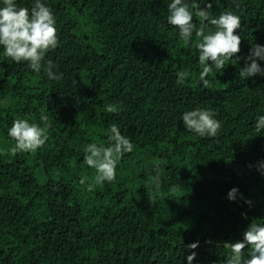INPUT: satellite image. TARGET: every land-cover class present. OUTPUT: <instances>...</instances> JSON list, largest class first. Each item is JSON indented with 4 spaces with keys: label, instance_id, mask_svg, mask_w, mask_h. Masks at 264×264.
I'll return each mask as SVG.
<instances>
[{
    "label": "trees",
    "instance_id": "obj_1",
    "mask_svg": "<svg viewBox=\"0 0 264 264\" xmlns=\"http://www.w3.org/2000/svg\"><path fill=\"white\" fill-rule=\"evenodd\" d=\"M41 2L59 40L42 65L51 61L61 79L12 61L0 46V264H188L192 252L191 264H226V243L242 241L250 223L264 225L256 168L264 145L252 139L264 115V76L239 77L252 45L264 46V0H184L197 27L195 3H211L213 17L241 18L240 60L213 68L210 88L199 78V40L193 33L184 44L167 23L171 0ZM15 3L31 10L35 0ZM197 108L215 113L217 137L183 126L182 114ZM42 115L45 145L13 155V121L43 127ZM113 124L133 151L117 162L114 181L95 185L85 149L110 146ZM233 187L244 199H227ZM14 188L24 197H11Z\"/></svg>",
    "mask_w": 264,
    "mask_h": 264
},
{
    "label": "clouds",
    "instance_id": "obj_2",
    "mask_svg": "<svg viewBox=\"0 0 264 264\" xmlns=\"http://www.w3.org/2000/svg\"><path fill=\"white\" fill-rule=\"evenodd\" d=\"M3 7H0V46L3 47L7 58L16 63L27 62L28 67L39 73L43 67L49 80L59 81L62 74L52 71L55 67L51 61L47 65H42L46 53L55 49L59 45L57 31L55 27V17L51 9L41 0H35L31 10L27 7H17L15 0H2ZM195 16L200 19L197 27L193 23V11L184 0H171L168 4L169 15L167 23L178 29L179 37L184 44H189L193 33L199 40L195 47L199 51L198 61L202 66L199 74L204 88H210L211 83L205 77L208 76L213 68L217 70L225 69L227 61L240 60L237 56L240 52V35L234 34L237 29H241L242 23L240 16L231 11H226L213 17L210 14L211 3H205L202 8L200 4H193ZM239 7V5H237ZM210 26L215 27L212 31ZM236 57L233 60V57ZM245 67L240 69L239 77L242 79L260 75L264 76V69L256 62L257 59L264 61V46L253 44L249 54L243 58ZM250 61V63H248ZM187 72H181L178 75L177 84L183 85ZM109 112L113 107L109 106ZM215 113L211 110L194 109L182 114L181 120L183 126L199 137L215 138L218 136L221 124L214 118ZM44 126L30 124L25 119H16L8 130V136L15 142L10 149L13 155L18 153H34L43 147L49 138L48 117L41 116ZM257 133L264 130V115L257 118L255 123ZM110 146L101 147L95 143L89 144L85 149L84 162L87 166L96 171L94 184L100 185L104 182H112L116 179L117 162L121 160L126 153L133 151V144L130 139L121 135L117 125L113 124L109 129ZM249 167H252L249 165ZM257 171L264 175V161L258 162ZM156 176L153 182L158 187L159 169H156ZM83 185L84 179L80 180ZM94 185L88 186V191L93 190ZM244 199L242 194L238 193L236 187L231 188L227 193V199L234 201L237 196ZM251 206L252 201L244 200ZM246 218V213H242ZM230 248L231 255L227 258L226 264H264V225L260 223H250L243 233V240L235 243H226ZM249 251L246 253L245 248ZM187 249H195L197 243L186 246ZM196 253L192 252L187 256L188 264H191Z\"/></svg>",
    "mask_w": 264,
    "mask_h": 264
},
{
    "label": "rangeland",
    "instance_id": "obj_3",
    "mask_svg": "<svg viewBox=\"0 0 264 264\" xmlns=\"http://www.w3.org/2000/svg\"><path fill=\"white\" fill-rule=\"evenodd\" d=\"M254 138V140H258L257 143H259L260 145H264V130H261V132L257 133L256 131L253 133L252 135V139ZM10 196L11 197H14V196H21V197H24V194L21 190L19 189H12L11 190V193H10Z\"/></svg>",
    "mask_w": 264,
    "mask_h": 264
}]
</instances>
